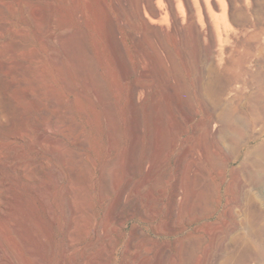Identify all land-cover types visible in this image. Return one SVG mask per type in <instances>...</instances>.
I'll return each instance as SVG.
<instances>
[{"label":"rangeland","instance_id":"rangeland-1","mask_svg":"<svg viewBox=\"0 0 264 264\" xmlns=\"http://www.w3.org/2000/svg\"><path fill=\"white\" fill-rule=\"evenodd\" d=\"M32 262L264 264V0H0V264Z\"/></svg>","mask_w":264,"mask_h":264},{"label":"bare ground","instance_id":"bare-ground-1","mask_svg":"<svg viewBox=\"0 0 264 264\" xmlns=\"http://www.w3.org/2000/svg\"><path fill=\"white\" fill-rule=\"evenodd\" d=\"M158 14H160V12ZM61 126L65 132H69L70 134H72L71 132L73 131V128H71L69 125L62 122ZM61 150H62V157L64 159L71 161L73 163H76V164H82L84 167H88L87 163L84 162L83 156L80 153L70 150L68 148H65L64 146ZM111 174L112 176L115 175L113 170L111 171ZM73 195H74L75 202H76V207H75L74 212L76 213L77 223L79 224L82 221L83 215L87 211V208H88L86 205V193L77 184V186L73 188ZM73 234L76 237H79L82 234V231L79 228H77L76 230H74ZM31 264H38V263L32 262Z\"/></svg>","mask_w":264,"mask_h":264}]
</instances>
